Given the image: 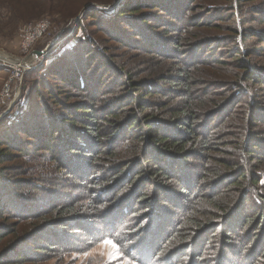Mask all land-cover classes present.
Segmentation results:
<instances>
[{
	"label": "trees",
	"instance_id": "16d2710c",
	"mask_svg": "<svg viewBox=\"0 0 264 264\" xmlns=\"http://www.w3.org/2000/svg\"><path fill=\"white\" fill-rule=\"evenodd\" d=\"M4 1L8 15L19 21L37 0ZM196 1L121 0L109 19L135 34L102 30L141 60L116 66L93 51L88 35L78 56L95 52L116 79L94 85L88 75L92 56L82 72L57 75L75 91L66 96L71 103H61L45 88L61 113L47 105L40 111L43 123L31 120L34 132L25 127L20 132L34 140L35 154H50L61 173L50 183L65 193L46 211V197L15 198L36 210L27 218L42 217L43 223H33L27 239L8 245L0 264L27 263V245L35 251L29 262L36 263L37 253L67 250L75 241L94 246L108 238L132 245L134 260L144 264L165 258L164 264H204L214 238L223 264H231L226 251L239 257L237 264H247L248 255L242 254L249 245L238 232L264 234V29H257L264 27V1L247 9L256 0H221L227 8L215 0L203 13ZM145 8L163 13L166 21L143 14ZM232 21L235 28L221 24ZM158 28L166 43L148 35ZM224 48L232 49L224 53ZM118 88L122 94L108 98ZM10 145L28 154L24 145ZM9 156L1 151L0 165ZM11 209L0 201V218ZM16 233L0 226V245Z\"/></svg>",
	"mask_w": 264,
	"mask_h": 264
},
{
	"label": "rangeland",
	"instance_id": "374dc122",
	"mask_svg": "<svg viewBox=\"0 0 264 264\" xmlns=\"http://www.w3.org/2000/svg\"><path fill=\"white\" fill-rule=\"evenodd\" d=\"M118 1L113 0L109 5H102L88 0H37L33 4L27 5L29 9L25 10L26 12L23 13L21 18L30 14L19 21L13 20L8 15L5 3H0V96L3 90L11 84V95L6 99L5 106H0V152L3 151L4 154L11 155L8 158V162L0 165V169H4V177L0 180V201L5 207L12 208V212H8L10 214H4L3 218H0V226L6 227L10 232L17 231L13 238L7 239L10 241L8 244H4L6 240L0 245V256L8 252L7 250L10 249V245L13 246L27 239L28 235H26V231L32 229L33 223L39 225L43 223L39 221V219L42 220V217H38L37 219H35L36 217L27 218L33 215L36 210L19 205L18 202L21 198L27 200L34 196L46 197L44 203L47 207L42 210L46 211L50 206L60 201L58 198H55L57 194L65 193L63 187L54 186L50 183L57 176L61 177V173L56 169V164L51 160L50 154L47 151H38L35 154L34 147L30 146L33 145L34 140L29 138V135L20 132V129L24 127L27 131L34 132V127L31 126L30 121L39 120V123H43L45 116L40 111L45 109L47 105H49V109L54 113H61L59 108L53 104V100L48 98L49 96L45 88L51 87L54 96L61 103H71L66 100V96L75 93V91L70 90L67 85H63L58 76L64 73L68 77H71L73 73L78 74L79 71L82 72L83 68L88 64L84 65L85 62L89 58L91 60V57L96 55L93 52L89 57H86L87 59L84 56H78L80 53L78 50H81L85 41H88L86 40L88 35H91L94 39L95 47H93L95 49L93 51L113 61L116 66L125 62L132 64L134 63L133 61L141 60L135 58V55L138 54L137 52L130 51L125 46L114 42L107 35V31L102 30L103 27L106 30H117L119 33L123 31L126 32L125 35L127 37L130 36V33L135 34L134 30H129L130 28L122 24L121 21L109 19L116 12V7L119 4L115 5ZM214 1L197 0L196 4L201 5L203 9V11H198H202L203 13L205 9L215 6L212 5ZM261 1L264 0L251 2L246 8L249 9ZM0 2L5 1L0 0ZM216 3L221 8H227V5L221 2V0L219 3ZM15 6L19 7L16 4ZM154 12L157 17L166 21V16L163 13H159L158 10ZM142 13L152 14L153 10L145 8L142 10ZM43 20L49 24L48 31L37 42L31 45L32 50L28 54H25L24 44L25 42L29 44L26 33L27 27ZM104 24L106 27H104ZM221 24L224 27L235 28L237 22H222ZM152 25L154 24L152 23ZM257 29L263 30L264 27L262 26ZM162 31L163 28H158L157 30L147 32L148 35L156 36L155 39L159 38V42L166 43L168 38L165 39L166 36H159ZM125 35L122 37L127 38ZM170 35L171 38L174 37V34ZM162 37L164 38L163 40H161ZM128 44H130L129 41H127L126 45ZM97 48H100V52L97 51ZM170 49H173V47ZM231 49L224 48L222 51L225 53ZM73 51H76V55L73 54L71 56ZM34 52L46 53L47 55L26 63V60ZM202 58V56H199L197 60H201ZM88 66V75L90 74L89 77L93 79L94 85L97 81L100 84L106 85L108 82L116 79V74L107 65L103 66L102 59L100 60L98 56H95ZM14 69L22 72L20 78H17ZM136 69L138 71L145 70L143 66H139ZM122 91V89L118 88L116 92L109 94L108 98H114L122 94ZM11 142L24 145L28 154L24 152L21 154L16 150H11ZM230 149L232 150L233 148ZM261 169L262 180L260 183L264 185V168ZM59 183L61 184L60 181ZM71 186L77 187L74 184H71ZM33 187H36V189H32ZM74 194L79 199L82 197L80 191L76 190ZM15 198L18 199V202L15 201ZM11 204L13 207H10ZM81 205H86V203ZM245 231L238 232V236L245 237V243L249 245L248 249L242 254L245 257L248 255L246 263L254 264L256 262L255 264H263L264 253H262V249L260 248L264 247V243L261 247L259 246L264 241V234L257 231V233L254 232L248 236ZM209 240L206 249L208 255H204V264H223L218 256H216L222 250L219 247L218 240L214 238H210ZM250 240L251 242L249 243ZM26 247L23 255H27L25 257L28 260L24 264H144L134 260V256H132L133 252L130 250L132 245L123 241L116 242L110 238L104 239L94 246L87 241H75L68 246L67 250L60 249L51 255L37 253L38 257L36 259L38 262L36 263L29 262L32 258L28 257L32 253H35V251L31 250L29 245ZM236 247L238 253H241L242 247ZM209 253L211 254L209 255ZM224 257L231 264L238 263L239 257L228 254L227 251ZM164 261H166V258L164 260H157L153 264H164ZM147 264L152 263L148 261ZM167 264H175V262H168Z\"/></svg>",
	"mask_w": 264,
	"mask_h": 264
},
{
	"label": "built area",
	"instance_id": "2783aa9c",
	"mask_svg": "<svg viewBox=\"0 0 264 264\" xmlns=\"http://www.w3.org/2000/svg\"><path fill=\"white\" fill-rule=\"evenodd\" d=\"M26 33H27V41H29V44L25 42L24 44V52L25 54H28L32 50V46L35 42H37L42 36L46 34V32L49 29V24L47 21H40L32 26L27 27ZM46 54V53H45ZM4 62V61H2ZM5 63V62H4ZM15 63V62H14ZM11 68V67H10ZM16 72L17 78H20V75H22L21 71H17L14 69ZM11 95V84H9L2 92L0 96V106H5L6 99Z\"/></svg>",
	"mask_w": 264,
	"mask_h": 264
},
{
	"label": "water",
	"instance_id": "95a60500",
	"mask_svg": "<svg viewBox=\"0 0 264 264\" xmlns=\"http://www.w3.org/2000/svg\"><path fill=\"white\" fill-rule=\"evenodd\" d=\"M120 0L116 3L115 6H117L119 4ZM47 54L41 53V52H34L32 53L29 58L26 60V63H30L31 61H33L34 59H38L42 56H46ZM17 62V61H16Z\"/></svg>",
	"mask_w": 264,
	"mask_h": 264
},
{
	"label": "snow or ice",
	"instance_id": "6c2138e0",
	"mask_svg": "<svg viewBox=\"0 0 264 264\" xmlns=\"http://www.w3.org/2000/svg\"><path fill=\"white\" fill-rule=\"evenodd\" d=\"M106 243H110V242H106ZM113 247H114V245H113Z\"/></svg>",
	"mask_w": 264,
	"mask_h": 264
}]
</instances>
